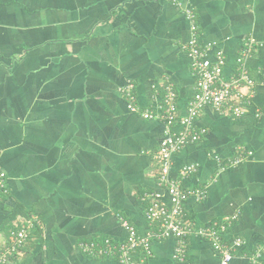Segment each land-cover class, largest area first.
Listing matches in <instances>:
<instances>
[{"label": "crops", "instance_id": "1", "mask_svg": "<svg viewBox=\"0 0 264 264\" xmlns=\"http://www.w3.org/2000/svg\"><path fill=\"white\" fill-rule=\"evenodd\" d=\"M187 7L196 36L225 51L226 77L245 42L257 41L246 60L255 87L244 89L253 92L245 116L202 110L196 128L206 134L175 154L171 178L195 164L182 185L207 194L186 202L184 220L234 218L225 239L244 244L230 264H264V255L251 259L264 245V0H0V165L8 176L0 249L21 224H35L7 264H121L115 254L85 253L80 242L119 244L125 222L140 234L156 229L144 195L171 205L156 157L165 126L141 113L161 114L168 84L179 117L187 113L196 83L184 47L193 35ZM176 245L172 236L152 239L147 263L221 264L206 239L190 236L183 261Z\"/></svg>", "mask_w": 264, "mask_h": 264}, {"label": "built area", "instance_id": "2", "mask_svg": "<svg viewBox=\"0 0 264 264\" xmlns=\"http://www.w3.org/2000/svg\"><path fill=\"white\" fill-rule=\"evenodd\" d=\"M185 13L191 21L193 35L184 47L187 49L191 67L196 76L194 94L189 101L187 113L179 117L177 94L172 84L166 86L165 106L160 115H155L150 111L141 113L144 118L160 117L165 126L164 137L160 142L156 157L160 164V181L168 185L171 205L161 201L155 193H146L144 198L151 197L153 201L146 209L145 217L150 223L156 225V229L150 230L147 234H140L134 225L125 222L128 236L119 244L113 243L110 239L104 242L81 241L79 247L91 256L115 254L121 264H148L147 259L152 253V239L172 236L177 239V257L183 261L188 251V238L195 235L212 244L215 252L221 257V264H230L235 257V252L244 244L241 238H236L231 243L225 239V234L234 218L214 221L204 226L186 222L184 220L186 202L191 198L197 201L204 199L207 190L204 187L182 185L181 179L196 173L195 164L188 163L180 169V180L171 178V174L175 154L187 144L199 142L206 134L205 128H196L197 118L203 109L211 107L220 112H229L236 117L245 116L251 111L253 92L245 93L244 89L255 87V80L248 72L246 60L258 44L253 38L245 42L241 54L236 59L235 74L226 77L228 58L225 51L221 48L213 51L215 46L212 43H203L195 34L197 25L194 10L187 7ZM128 97L130 110L137 112L138 107L134 102V96L128 93ZM241 159H236L233 164L239 163ZM7 181V172L0 165V195L7 192ZM34 226V221L29 220L12 231L11 240L4 243L0 249V264H7L12 256L20 253ZM140 249L143 250V255L137 258L136 254ZM263 255L264 245H261L251 255V259L259 263Z\"/></svg>", "mask_w": 264, "mask_h": 264}]
</instances>
